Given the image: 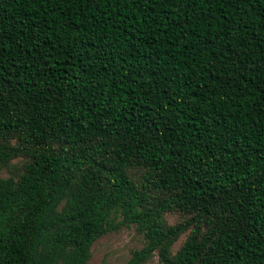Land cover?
Wrapping results in <instances>:
<instances>
[{
  "label": "trees",
  "instance_id": "1",
  "mask_svg": "<svg viewBox=\"0 0 264 264\" xmlns=\"http://www.w3.org/2000/svg\"><path fill=\"white\" fill-rule=\"evenodd\" d=\"M13 159L0 264H264V0H0Z\"/></svg>",
  "mask_w": 264,
  "mask_h": 264
},
{
  "label": "rangeland",
  "instance_id": "2",
  "mask_svg": "<svg viewBox=\"0 0 264 264\" xmlns=\"http://www.w3.org/2000/svg\"><path fill=\"white\" fill-rule=\"evenodd\" d=\"M17 159H13L9 167L0 168V177L7 176L14 171ZM116 218L115 220H117ZM180 238L173 244L177 246ZM143 245L142 236L137 233L133 225H120L99 236L90 247V257L85 264H123L131 251ZM156 255L143 264H155Z\"/></svg>",
  "mask_w": 264,
  "mask_h": 264
}]
</instances>
